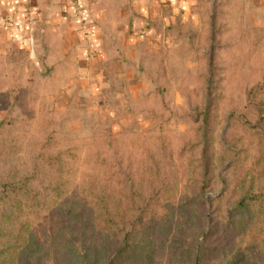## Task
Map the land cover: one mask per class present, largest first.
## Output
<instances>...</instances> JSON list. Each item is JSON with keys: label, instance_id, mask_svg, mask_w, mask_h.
Instances as JSON below:
<instances>
[{"label": "rangeland", "instance_id": "374dc122", "mask_svg": "<svg viewBox=\"0 0 264 264\" xmlns=\"http://www.w3.org/2000/svg\"><path fill=\"white\" fill-rule=\"evenodd\" d=\"M163 8L149 30L99 19L108 62L126 63L95 88L71 26L0 27V183L19 189L5 264H69L90 226L100 264L126 234L120 264H192L197 241L203 264L264 256V0Z\"/></svg>", "mask_w": 264, "mask_h": 264}, {"label": "crops", "instance_id": "0c3cea01", "mask_svg": "<svg viewBox=\"0 0 264 264\" xmlns=\"http://www.w3.org/2000/svg\"><path fill=\"white\" fill-rule=\"evenodd\" d=\"M106 2H109L112 7L109 14L102 8V4ZM182 2L184 0H0V27L8 37L21 39L29 34L32 24L41 15L57 18L62 28L71 26L74 35L80 39L77 42V51L81 57L78 66L83 74L82 81L88 82L95 88L94 79L104 84L105 71H108V75L111 76L116 72L117 66L126 63L118 60L108 62L104 47L105 39L101 32L102 23L100 24L99 19L114 20L116 31L124 30L127 33L129 27L132 30L133 22L125 27L117 21L126 19L130 13L132 18L142 21L144 29L149 30L151 26H148V19L155 16L168 19L172 15L167 16L163 12L165 10L163 7L175 6ZM120 4L125 5L121 7ZM133 4L136 5L132 8L135 11L134 14L130 12V6ZM152 5L156 7L154 12L150 8ZM178 14L180 13H174L173 17Z\"/></svg>", "mask_w": 264, "mask_h": 264}, {"label": "trees", "instance_id": "16d2710c", "mask_svg": "<svg viewBox=\"0 0 264 264\" xmlns=\"http://www.w3.org/2000/svg\"><path fill=\"white\" fill-rule=\"evenodd\" d=\"M158 91H154L149 94H157ZM17 184L16 182H2L0 183V219L2 218V214L5 210L3 209V205L10 202L12 205L13 197L12 195H15L18 193ZM91 227H83L81 230V234L83 233L84 237L79 238L78 246H72L69 247V254L67 259H69V264H100L101 260L104 258L98 257V248L94 246L92 243L93 236L90 234L89 236H85L87 232L90 231L91 233ZM128 234H126V237L123 236V243L121 246L118 247V249L115 250V255L113 258H108L103 264H117L119 262L120 254L128 253L130 251V247L133 249V245L129 243V238L127 237ZM70 242V241H69ZM16 243V240H11L7 242H0V264H5L8 260L5 258L7 255H12L13 252L10 251L14 248V244ZM71 243V242H70ZM77 243V242H76ZM264 244V242H263ZM196 252L195 257L192 261V264H203L202 260V252L198 249L199 248V241L195 243ZM261 251V250H260ZM12 262L11 260L8 261V263ZM27 264V263H26ZM120 264V263H118ZM253 264H264V256L261 254H258L254 257Z\"/></svg>", "mask_w": 264, "mask_h": 264}]
</instances>
